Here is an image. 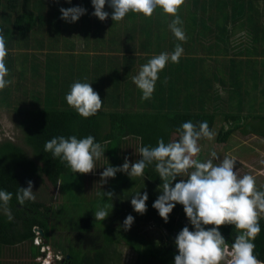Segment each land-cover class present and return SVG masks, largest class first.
Here are the masks:
<instances>
[{
  "label": "trees",
  "instance_id": "1",
  "mask_svg": "<svg viewBox=\"0 0 264 264\" xmlns=\"http://www.w3.org/2000/svg\"><path fill=\"white\" fill-rule=\"evenodd\" d=\"M188 2V12L178 14L187 39L179 41L170 29V38L165 34L172 16L163 11L156 18L169 23L161 30L157 26L156 36L145 24H141L140 35L129 29L114 35L112 26L125 18L140 23V13L129 12L121 21H112L111 16L100 21L92 15L91 0H0V34L8 49L6 79L11 81L0 90V109L11 111L22 135L20 141L0 139V190L13 194L11 221L0 208V252L13 244H31V263L40 264L35 262L40 256L36 239L50 241L55 235L50 231L57 222L53 226L49 222L54 214L42 200L24 205L16 200L18 188L27 187L28 180L33 181V190L38 185L44 190L56 188L68 170L66 162L44 152L45 142L53 137L92 135L102 144L135 134L142 137L144 146H155L158 138L165 143L177 139L176 129L182 123L207 120L210 130L217 133L218 147L226 146L237 132L264 138V98L260 97L264 94V0H184L181 7ZM73 6L87 11L73 23L61 19L59 9ZM104 10L112 11L107 0ZM177 44L184 50L179 63L169 60L158 74L152 97L141 100L142 92L132 77L152 56L172 53ZM114 65L122 70L106 74ZM74 82L90 83L99 94L102 107L95 115L85 118L67 104L65 96ZM210 151L203 149L198 159L204 160ZM150 175L115 178L108 188L114 195L106 203L75 204L74 215L62 214L68 219L60 226L63 233L50 242L65 257L67 244H71V264H108V257L119 264L122 253L114 247L118 243L129 247L141 264H174L172 238L189 221L179 203L167 223L159 216L152 205L161 194L162 182ZM182 178L187 177H177L172 186ZM145 191L147 210L139 214L130 201ZM111 200L115 202L112 209ZM104 205L112 210L105 218L109 222L105 234L102 227H95L100 220L94 216ZM129 214L134 223L125 230L122 224ZM147 223L159 228L158 241L141 233ZM116 226L123 236H116ZM260 226L254 255L264 261V216ZM37 229L43 230L42 236ZM92 230L97 235H91ZM219 230L231 244L235 227L226 224ZM110 231L112 235L104 239L103 234Z\"/></svg>",
  "mask_w": 264,
  "mask_h": 264
},
{
  "label": "clouds",
  "instance_id": "2",
  "mask_svg": "<svg viewBox=\"0 0 264 264\" xmlns=\"http://www.w3.org/2000/svg\"><path fill=\"white\" fill-rule=\"evenodd\" d=\"M94 11L92 15L100 21L111 16L112 21H121L129 13H140L151 17L160 8L174 17L168 24L170 31L179 41L187 37L181 25L183 21L178 15V9L184 0H107L111 13L105 11L106 0H91ZM61 19L66 22H76L86 13L81 6L60 8ZM180 44L175 46L172 53L161 52L152 56L141 66L137 75L132 77L133 83L141 90V100H148L155 90L159 73L171 60L179 63L183 54ZM8 55L5 36L0 34V90L11 81L6 79L9 69L5 64ZM69 106L76 109L78 114L87 118L95 115L102 107L99 94L93 90L90 83L74 82L65 96ZM178 138L165 143L158 138L156 145L142 146L138 149L140 159L129 163L125 157L120 166H107L101 173V184L107 183L106 178H114L117 172L126 173L130 177L144 176L146 167L153 165L162 181L160 195L152 207L159 216L168 222L169 214L177 203L183 206V211L193 226V230L185 225L175 237L178 254L174 256V264H264V261L254 255V241L261 232L260 219L264 216V188L257 187V178L252 174L240 175L236 168V159L230 155L221 158L216 151H210L208 157L200 160L201 152L198 143L201 139L212 140L216 134L210 130L207 120L193 123L186 121L176 129ZM104 147L88 135L77 138L75 135L56 136L45 142L44 152H50L53 158L66 162L75 173H89L96 168L95 161L104 153ZM264 163V162H262ZM180 179L172 186L177 177ZM33 181H27V187H19L16 200L20 205L26 201H35L32 189ZM113 192H103V196L112 198ZM11 192L0 190V208L3 209L9 221L13 219L9 203ZM148 194L137 192L130 201L133 210L144 214L147 210ZM112 209V205H111ZM111 211V210H110ZM108 206L98 207L94 216L104 220L110 213ZM134 223V217H125L122 227L129 230ZM230 224L235 227L237 234L233 242H229L221 234L219 228ZM205 225H213L205 228ZM42 242L39 244L41 245ZM46 250L43 251L45 253ZM53 259V264L58 261Z\"/></svg>",
  "mask_w": 264,
  "mask_h": 264
},
{
  "label": "rangeland",
  "instance_id": "3",
  "mask_svg": "<svg viewBox=\"0 0 264 264\" xmlns=\"http://www.w3.org/2000/svg\"><path fill=\"white\" fill-rule=\"evenodd\" d=\"M190 3L188 2L183 7H180L178 9V14L186 13L188 12V6ZM182 6V5H181ZM162 11V9L157 8L151 17H145L143 14H139V17L137 18L140 23L130 21L129 19L123 20L122 22H119L118 25L112 26L114 35H123L124 31L127 29L129 30H135L137 31V35L141 34V24H145L147 26L148 32H152L153 36L155 33L156 26L153 24V22H161L164 21V19L156 18L157 13ZM182 13V14H183ZM155 17V18H154ZM149 18V20H147ZM171 20L174 19V17L170 18ZM170 22V21H169ZM151 30V31H150ZM108 53V52H107ZM106 53V54H107ZM230 64V63H229ZM117 69L122 70V66L120 65H114L112 67H109L106 69L105 73L108 74L109 72L114 73ZM60 81H55V83H58ZM30 82L29 84H31ZM58 92V90H56ZM32 99V98H31ZM10 110L6 109H0V139L5 137H10L12 139H18V141L22 140V135L20 134L19 130L15 127V124L11 118ZM219 128H216L215 130L218 131ZM19 136V138H18ZM142 137L130 134L127 135L123 139H117L116 141H108L104 142L101 145L104 147V153L103 156L99 160L95 161L96 168L93 170V172H89L86 174L83 173H75L71 170L69 167L67 171L59 178L58 184L56 188H53V186H50L47 188V190H44L42 187L43 185H38V189L33 190L35 193L36 199L39 198L42 200L46 206L49 207V212H53L58 215H62L63 213H71L74 215L72 207H74L75 204L77 206H81L83 204L87 203L92 206V203L95 202H103L106 203L108 201L107 196H103V192H107L109 186H111L112 182H115V178L117 177H123L126 176V173L117 172L114 178H106L107 183L101 184V177L100 173L109 165L111 166H120L124 163L125 157H127L129 163H133L137 160H139L141 157L139 155L138 149L143 145L142 143ZM217 138L215 136L212 140H206V141H198L201 151L203 149H211V151H216L217 154L223 158L225 155H230L236 159V168L240 175L243 174H252L256 176L257 178V187L260 188L264 185V138L258 135H244L241 132H237L234 134V136L229 140L226 146H220L217 145ZM154 147V146H153ZM210 153V152H209ZM208 153V154H209ZM208 154L205 155L206 158L208 157ZM200 156V154H199ZM199 156L197 158H199ZM145 172H150L151 175L150 178H153L156 181H161V178L159 177L158 173L155 170V166L150 165L146 167ZM51 195L53 196L51 198ZM115 206V202L111 200L110 202V209ZM112 211V210H111ZM110 211V212H111ZM77 215V214H76ZM110 217V213L108 215ZM68 219H62L61 222H66ZM109 222L102 220L96 222L95 227H102L104 229V234L106 232V228L108 227ZM186 224H189L187 222ZM98 227V229L100 228ZM117 230L114 233L116 236L121 237L122 231L116 226ZM101 230V229H100ZM158 230L159 228H156V226H149V223L145 224L143 229L141 230V233L144 235L151 236L153 240L155 239L158 241ZM60 231H64L63 229H58L57 232H55L58 236L62 234ZM113 231H110L108 234L104 235L103 238L107 239L109 235H112ZM91 235H97L94 230L90 232ZM167 234V233H166ZM72 235V234H71ZM58 237H56L57 239ZM61 238V237H60ZM84 239V238H83ZM82 241L84 242V240ZM39 243L42 242L40 238L36 239ZM54 238H52L50 241H53ZM51 245L52 243L49 242ZM90 246L93 245V243L88 242ZM52 247V252L50 253V248ZM51 247L48 245V247H45L47 251L41 255L40 257L36 258L37 262H40L41 264H53L52 260L57 257V255L63 256V254L53 246ZM117 247L118 250L122 253L121 262L119 264H137L140 263V260H138V257L134 255L135 259L132 257V250L125 246L124 244H119ZM54 249V250H53ZM117 250V251H118ZM10 250L8 246L4 247L0 252V259L4 260L6 262L5 257L9 254ZM22 263L21 264H32L31 260L32 258L25 256L22 254ZM170 257L172 255L170 254ZM108 261H111L108 264H118L117 261L112 262V260L109 259ZM1 264V263H0ZM3 264V263H2ZM150 264H156L150 263ZM171 264V263H169Z\"/></svg>",
  "mask_w": 264,
  "mask_h": 264
},
{
  "label": "flooded vegetation",
  "instance_id": "4",
  "mask_svg": "<svg viewBox=\"0 0 264 264\" xmlns=\"http://www.w3.org/2000/svg\"><path fill=\"white\" fill-rule=\"evenodd\" d=\"M61 227L64 225L63 224V222H59L58 223ZM188 225V227H189V230L191 231V230H193V226L191 225V224H187ZM206 229L207 228H211L212 226L211 225H205L204 226ZM38 230V229H37ZM60 230V229H59ZM61 233H63V231H60ZM55 233V230L54 229H52L51 231H50V235H53ZM179 233V232H178ZM71 234V233H70ZM69 234V235H70ZM221 234H222V232H221ZM42 236V235H41ZM58 235L55 233V235L54 236H51V238L50 239H52V238H56ZM60 236V235H59ZM58 236V237H59ZM175 237L176 236H174L173 238H172V240H174L175 241ZM47 239H43V241H42V244L39 246L40 247V256L41 255H43L44 253H43V251L44 250H46L47 251V249L45 248V247H48V245L51 247V245L50 244H45V243H47ZM174 241H172V244H174V245H171V247H172V249L174 250V252L176 253V254H178V249H177V247H176V245H175V243H174ZM43 242H45V243H43ZM48 242H50V241H48ZM9 248V250H10V252H9V254L5 257V259H6V262H4V260H2V259H0V263L2 264H21L22 262V257H19V256H21L22 254H24L25 256H27V257H29L30 256V253H31V244H27V243H24V244H13L12 246H10V247H8ZM67 248H68V250H67V252H66V257H65V255L63 254V256H61V255H57V257L59 256L60 257V260L58 261V263L57 264H71V260H70V252H69V250H70V248H71V244H67ZM54 250V249H53ZM52 252V247L50 248V253ZM39 256V257H40ZM57 257L54 259L55 261L57 260ZM36 258H38V257H36ZM35 258V259H36ZM32 261V260H31ZM35 262H37V261H35ZM38 263V262H37ZM40 263V262H39ZM41 264V263H40Z\"/></svg>",
  "mask_w": 264,
  "mask_h": 264
},
{
  "label": "crops",
  "instance_id": "5",
  "mask_svg": "<svg viewBox=\"0 0 264 264\" xmlns=\"http://www.w3.org/2000/svg\"><path fill=\"white\" fill-rule=\"evenodd\" d=\"M167 23H169L168 20H167V21H161V22H159V21H157V22H153V24L156 26L154 35L156 36V35L159 33V32H158V29H159V28H157V26L160 25V26H161V27H160V30H161V29H163L162 26H163V25H166ZM160 30H159V31H160ZM152 34H153V33H152ZM165 34H167V35L169 36V38H170V34H171V32L169 31V27L167 28ZM171 37H172V35H171ZM260 97H261V98H264V94H261ZM258 136H259V135H258ZM52 197H53V196H52ZM52 197H51V198H52ZM53 214H54V215H53L52 218L49 220V222L52 224V226L55 225L54 223L57 222L56 224H57V227H58V228L56 227V225H55V228H54L55 232H57V230L60 229V225L58 224V223H59L58 221L60 220V222H61V220H62L64 217H63L62 215H60V214L56 215V214L54 213V211H53ZM53 219H56V221H53ZM66 219H67V218H66Z\"/></svg>",
  "mask_w": 264,
  "mask_h": 264
},
{
  "label": "water",
  "instance_id": "6",
  "mask_svg": "<svg viewBox=\"0 0 264 264\" xmlns=\"http://www.w3.org/2000/svg\"><path fill=\"white\" fill-rule=\"evenodd\" d=\"M38 231H39V233H40L41 235H43V230L40 229V230H38Z\"/></svg>",
  "mask_w": 264,
  "mask_h": 264
},
{
  "label": "built area",
  "instance_id": "7",
  "mask_svg": "<svg viewBox=\"0 0 264 264\" xmlns=\"http://www.w3.org/2000/svg\"><path fill=\"white\" fill-rule=\"evenodd\" d=\"M36 243L39 245L41 242L39 243V242L36 240ZM59 258H60V257L58 256L57 259H59Z\"/></svg>",
  "mask_w": 264,
  "mask_h": 264
}]
</instances>
